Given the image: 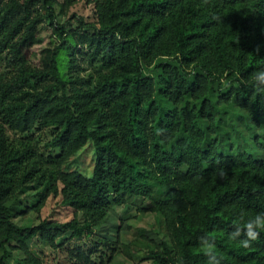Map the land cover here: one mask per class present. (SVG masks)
Listing matches in <instances>:
<instances>
[{"label":"trees","instance_id":"obj_1","mask_svg":"<svg viewBox=\"0 0 264 264\" xmlns=\"http://www.w3.org/2000/svg\"><path fill=\"white\" fill-rule=\"evenodd\" d=\"M78 1L0 0V264H48L33 239L64 264L131 250L208 264L203 236L221 264H264V233L249 248L229 239L241 210L264 211V155L224 154L210 137L232 103L264 125V95L240 84L264 66V0H85L95 20L71 28ZM42 26L51 39L36 55ZM87 143L91 176L65 171ZM50 197L71 219L40 217ZM128 206L160 216L167 240L128 225L122 243L111 213Z\"/></svg>","mask_w":264,"mask_h":264},{"label":"rangeland","instance_id":"obj_2","mask_svg":"<svg viewBox=\"0 0 264 264\" xmlns=\"http://www.w3.org/2000/svg\"><path fill=\"white\" fill-rule=\"evenodd\" d=\"M69 17H75V20L71 21V28L78 27L77 19L80 18L85 22H93L95 20L94 8L93 5H90L85 2V0H79L73 7L69 9L68 15L65 19ZM64 21V19H63ZM86 30V29H84ZM83 30V31H84ZM51 30L48 26L41 27V37L42 43L33 48V51L38 55L39 50L43 47H46L51 39ZM36 60V59H34ZM147 74L155 76L154 68L146 70ZM222 110L226 112L225 121L221 125L220 132L218 135H211L215 139H219L218 143L222 147H219L218 150L224 154H228L229 145L234 150H238L239 147L244 149L249 154L257 158H262L264 155V125H256L254 122L250 125L247 124L245 119L240 120V111L235 104H231L227 107H221ZM40 134V139L46 140L48 138V132L38 133ZM37 135V134H35ZM219 137H222V141ZM220 146V145H219ZM94 154L93 148L90 143H87L81 150H79L75 155H73L64 165L63 169L65 171H76L80 174L90 177L92 173V164H93ZM112 219L111 222H118L119 218H123L124 222L120 229L121 232V242L128 243V237L126 235V227L130 226V233H138L144 231L145 236L154 239L157 243L166 239V232L163 226V220L160 216L140 215L135 212V208L130 206L125 207L124 209H118L111 213ZM72 211L66 206L62 205L60 198L50 197L43 209L40 212V217L47 220L55 221H68L71 219ZM27 224H37V217L35 214L31 213L26 218ZM109 223L106 224L102 231H107L109 229ZM136 230V232H134ZM104 233V232H103ZM142 233V232H141ZM67 237V236H66ZM60 241V240H58ZM29 248L38 257H44L47 260L48 264L57 263L64 264L62 255H55L53 251L44 246L38 239H33L29 242ZM131 250L132 258H128L125 254L120 251L118 252L113 261L109 264H152L149 260H143V251L139 250L138 252H133Z\"/></svg>","mask_w":264,"mask_h":264},{"label":"clouds","instance_id":"obj_3","mask_svg":"<svg viewBox=\"0 0 264 264\" xmlns=\"http://www.w3.org/2000/svg\"><path fill=\"white\" fill-rule=\"evenodd\" d=\"M240 84L252 89L257 95H264V66L255 70L247 79L241 78ZM220 174L224 175V172L221 171ZM234 224L229 239L240 243L243 248H249L264 233V211L248 216L241 210ZM198 245L207 257L208 264H221L222 257L217 255L215 242L211 238L201 237Z\"/></svg>","mask_w":264,"mask_h":264}]
</instances>
